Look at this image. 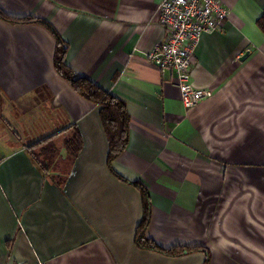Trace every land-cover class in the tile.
I'll use <instances>...</instances> for the list:
<instances>
[{
    "label": "crops",
    "instance_id": "obj_1",
    "mask_svg": "<svg viewBox=\"0 0 264 264\" xmlns=\"http://www.w3.org/2000/svg\"><path fill=\"white\" fill-rule=\"evenodd\" d=\"M162 1L0 0L51 28L0 19V264H264V0H220L229 18L192 56V84L212 96L187 110L175 76L147 60L165 38ZM52 31L73 75L124 104L111 162L100 107L54 69ZM135 184L145 238L178 255L137 245Z\"/></svg>",
    "mask_w": 264,
    "mask_h": 264
},
{
    "label": "built area",
    "instance_id": "obj_2",
    "mask_svg": "<svg viewBox=\"0 0 264 264\" xmlns=\"http://www.w3.org/2000/svg\"><path fill=\"white\" fill-rule=\"evenodd\" d=\"M230 11L220 0H163L157 10L165 38L148 52L147 60L176 79L184 109H192L211 92L192 84V56L204 35L221 31Z\"/></svg>",
    "mask_w": 264,
    "mask_h": 264
},
{
    "label": "trees",
    "instance_id": "obj_3",
    "mask_svg": "<svg viewBox=\"0 0 264 264\" xmlns=\"http://www.w3.org/2000/svg\"><path fill=\"white\" fill-rule=\"evenodd\" d=\"M0 19L13 24H32L37 23L45 26L51 31V28L44 22L33 18L15 19L5 15L0 11ZM258 29L264 35V9L256 22ZM56 39V47L53 56V65L57 74L67 81L71 88L84 100L100 107V118L109 144L108 162H111L120 154L127 143V132L129 118L125 111L124 104L109 94L103 92L87 79L73 75L71 69L65 63L66 47L59 36L52 31ZM82 147V141L77 131L73 130V136L66 142V148L69 155L76 157ZM142 193L143 219L140 222L137 233L136 243L141 248L156 250L167 256H176L181 251L178 248L162 250L156 247L152 241L145 238V229L149 222L150 203L146 191L135 184Z\"/></svg>",
    "mask_w": 264,
    "mask_h": 264
},
{
    "label": "rangeland",
    "instance_id": "obj_4",
    "mask_svg": "<svg viewBox=\"0 0 264 264\" xmlns=\"http://www.w3.org/2000/svg\"><path fill=\"white\" fill-rule=\"evenodd\" d=\"M32 24H34V23H32ZM48 29V28H47ZM54 32V31H53ZM55 33V32H54ZM53 34V33H52ZM54 35V34H53ZM57 35V34H56ZM55 37V36H54ZM0 122L3 124V126L4 127H6L7 128V132H8V129H9V127H8V125H7V123H5L4 121H1V119H0ZM13 133V134H12ZM8 134H9V132H8ZM11 134L13 135V136H15V137H17L18 138V142L20 143V146L22 145H24V146H26V144L27 143H25V141H24V136H23V138L21 137V135L20 134H18V133H15V132H11ZM11 134H10V136H11ZM40 148H41V146H35V147H33V148H30V147H25V149L26 150H29V152H31V153H33L34 154V156H37V155H39L38 153H40L41 151H40ZM42 154H44V153H42Z\"/></svg>",
    "mask_w": 264,
    "mask_h": 264
}]
</instances>
